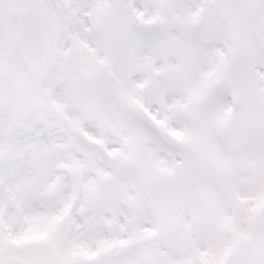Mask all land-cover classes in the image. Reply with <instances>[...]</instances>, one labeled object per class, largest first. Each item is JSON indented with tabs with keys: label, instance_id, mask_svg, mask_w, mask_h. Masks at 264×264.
<instances>
[{
	"label": "snow or ice",
	"instance_id": "6c2138e0",
	"mask_svg": "<svg viewBox=\"0 0 264 264\" xmlns=\"http://www.w3.org/2000/svg\"><path fill=\"white\" fill-rule=\"evenodd\" d=\"M0 264H264V0H0Z\"/></svg>",
	"mask_w": 264,
	"mask_h": 264
}]
</instances>
